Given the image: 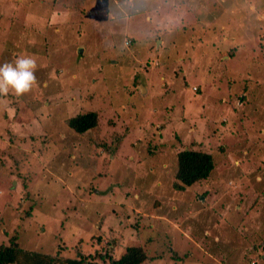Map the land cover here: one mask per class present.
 Segmentation results:
<instances>
[{
    "label": "rangeland",
    "instance_id": "1",
    "mask_svg": "<svg viewBox=\"0 0 264 264\" xmlns=\"http://www.w3.org/2000/svg\"><path fill=\"white\" fill-rule=\"evenodd\" d=\"M229 1L184 0L201 19L184 32L145 0H0V64L37 63L31 91L0 95L1 241L98 248L107 262L143 245L162 257L142 264H264V52L250 43L257 61L226 62L229 41L206 24L229 25ZM87 110L98 124L78 134L68 119ZM185 147L212 152L215 168L178 191Z\"/></svg>",
    "mask_w": 264,
    "mask_h": 264
},
{
    "label": "trees",
    "instance_id": "2",
    "mask_svg": "<svg viewBox=\"0 0 264 264\" xmlns=\"http://www.w3.org/2000/svg\"><path fill=\"white\" fill-rule=\"evenodd\" d=\"M2 2H0V8L2 7ZM140 7H142L144 11L147 9V6ZM165 8L168 11V0H163L162 9ZM169 8L175 9V11L168 16L169 19H174V17L180 18L182 16L183 12L180 10V3L175 4V6L172 3ZM0 16H2L1 11ZM176 28L185 31L189 28V25L174 27L173 29ZM227 52L230 54L234 53L233 49H229ZM98 113L99 112L96 110H87L77 113L68 119V124L78 134L87 133L97 126ZM99 145H105L107 149L109 148L106 142H100ZM175 165L176 171L172 176V185L174 189L178 191L185 190L198 183L202 184L207 182L210 180V175L215 168L212 152L186 147L177 152ZM5 232H7V230ZM8 237V243L0 240V264H142L150 256L153 258L162 257V255H158L159 249L155 250L154 255H151L150 252L148 253L145 249L146 246L132 245L127 248L120 258H114L110 254V261L107 262V254L102 252L98 253V248L95 250L97 257H95L94 253H90L92 252L91 249H89V253H85L83 249H80L78 255L68 256L62 253H48L37 248L23 247L19 244L17 235H9ZM149 240L150 243H152V240ZM89 241H91V245L95 247L91 238ZM100 241L99 237V242ZM248 253L253 252L248 251Z\"/></svg>",
    "mask_w": 264,
    "mask_h": 264
},
{
    "label": "crops",
    "instance_id": "3",
    "mask_svg": "<svg viewBox=\"0 0 264 264\" xmlns=\"http://www.w3.org/2000/svg\"><path fill=\"white\" fill-rule=\"evenodd\" d=\"M145 1H148V4L146 5L147 11L151 12L152 8H154L155 12H157V9L161 10L163 8L162 5L155 7V3L157 4V2L159 0H152L151 2H149V0H145ZM161 1H163V0H161ZM189 1H190V3H192L194 0H189ZM221 1H223V0H221ZM235 1L237 3V6L233 3V0H230L227 3L228 5H225L226 8L229 9V12L233 15V17L231 18L232 23L230 22L229 25L221 26L222 25L221 22L215 23V18L209 17L208 22L206 24L207 30L209 31V33L213 34V35H211V37H212L211 39L215 38L214 35L219 34L218 39L216 40L217 42H219V40H220V42L229 41V43H228L229 46H227L225 48V50L223 51L225 53V55H227V61H226L227 63L233 64L232 61H237L238 59L243 60V58L247 59V56H249V55L250 56L247 60H252L253 62L257 61L256 52H255L254 48L252 51H250V50L246 49V46L250 43H254L255 48H258L259 52L260 51L264 52L259 47V41L261 40V38L258 35L259 33H262L260 31L259 24H260V22H262V23L264 22V8L263 9L259 8L256 3H254L253 1H250L248 3V9H247V4H245L243 1V4H244V10H243V8H240V6H241L240 0H235ZM256 1H258V0H256ZM152 3H154L153 7H152ZM172 3L174 6H175V4L180 3V10H182L184 16L189 11L194 12L192 9L186 8L184 6V0H168V16H170L175 11V9L169 8V7H171ZM209 3L210 2H208V4ZM257 3H259V1ZM140 6H143V5H140ZM251 7H253V10ZM248 12H249V14H248ZM251 12H253L254 14H250ZM183 14L180 18H175V17H174V19L171 18L170 22H168V24L165 28L172 30L174 27L184 26L185 25L184 23L181 25L180 24L177 25L178 20L179 19L182 20V18L184 17ZM192 14H194V17L196 19L192 23L188 24L189 28H195L196 24L200 23V20H201L199 18V15H197L196 12H194ZM242 15H244L248 18V22H249L248 29L250 32L245 31V27L247 26L245 19L238 20V18L241 17ZM149 19H151V16L149 17ZM172 20H174V23L172 22ZM254 23H257L258 26H254ZM220 32L223 33L222 34L223 36H221ZM243 33H244V36H242ZM263 39H264V37H263ZM263 39H262V41H264ZM243 40H245L244 41L245 45L243 43ZM216 41H214V42H216ZM229 49H233L234 53L233 54L228 53L227 51ZM240 55H244V56L240 57ZM238 66H239V64H238Z\"/></svg>",
    "mask_w": 264,
    "mask_h": 264
},
{
    "label": "clouds",
    "instance_id": "4",
    "mask_svg": "<svg viewBox=\"0 0 264 264\" xmlns=\"http://www.w3.org/2000/svg\"><path fill=\"white\" fill-rule=\"evenodd\" d=\"M36 69V60L28 56L0 64V95H6L10 90L18 96L31 91L36 83Z\"/></svg>",
    "mask_w": 264,
    "mask_h": 264
},
{
    "label": "water",
    "instance_id": "5",
    "mask_svg": "<svg viewBox=\"0 0 264 264\" xmlns=\"http://www.w3.org/2000/svg\"><path fill=\"white\" fill-rule=\"evenodd\" d=\"M140 88H142V87H140ZM145 89V88H144Z\"/></svg>",
    "mask_w": 264,
    "mask_h": 264
}]
</instances>
